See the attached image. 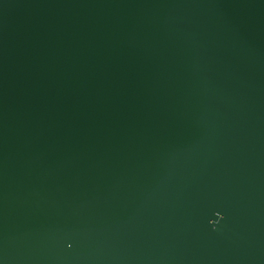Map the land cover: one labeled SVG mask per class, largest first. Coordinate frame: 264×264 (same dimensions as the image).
<instances>
[{
	"label": "water",
	"instance_id": "1",
	"mask_svg": "<svg viewBox=\"0 0 264 264\" xmlns=\"http://www.w3.org/2000/svg\"><path fill=\"white\" fill-rule=\"evenodd\" d=\"M0 264H264V0H0Z\"/></svg>",
	"mask_w": 264,
	"mask_h": 264
}]
</instances>
